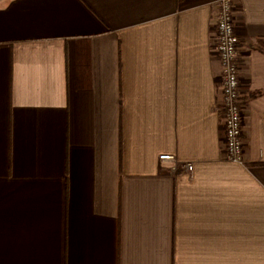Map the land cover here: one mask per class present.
I'll list each match as a JSON object with an SVG mask.
<instances>
[{
	"label": "crops",
	"instance_id": "obj_1",
	"mask_svg": "<svg viewBox=\"0 0 264 264\" xmlns=\"http://www.w3.org/2000/svg\"><path fill=\"white\" fill-rule=\"evenodd\" d=\"M217 1L0 0V264H264V0H234L242 162Z\"/></svg>",
	"mask_w": 264,
	"mask_h": 264
},
{
	"label": "built area",
	"instance_id": "obj_2",
	"mask_svg": "<svg viewBox=\"0 0 264 264\" xmlns=\"http://www.w3.org/2000/svg\"><path fill=\"white\" fill-rule=\"evenodd\" d=\"M216 17V48L222 62V107L224 110V136L228 157L242 162L244 152L243 104L241 101V76L239 72V48L242 41L234 23V0H218ZM161 160H174L171 154H161ZM192 169V164H187Z\"/></svg>",
	"mask_w": 264,
	"mask_h": 264
}]
</instances>
